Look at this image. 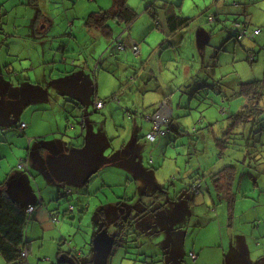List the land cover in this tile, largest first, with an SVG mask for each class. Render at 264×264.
Masks as SVG:
<instances>
[{"label": "rangeland", "instance_id": "1", "mask_svg": "<svg viewBox=\"0 0 264 264\" xmlns=\"http://www.w3.org/2000/svg\"><path fill=\"white\" fill-rule=\"evenodd\" d=\"M3 1L8 4V9L17 6L15 9L18 10H11L8 15L10 22L17 20L18 15L19 21H22L21 16L25 12L20 2ZM43 1H40V5ZM127 3L137 13L129 30L124 23L112 21L113 39L102 36L101 39L87 37L85 40V35L81 34L85 19L91 13L110 9L112 0H48L47 4L52 10L55 9L53 15L56 16V23L63 27V34L73 30L77 41H73L67 62H58L55 69L46 65V72L40 68L38 73L31 74L30 78L36 79L37 75L46 73L47 100L13 105L9 122L3 127L1 125L8 118L7 103L14 98L31 99L34 95L30 91L37 90V87L29 83L23 86L21 79L15 76L16 73L13 74L12 69L19 70L20 60L10 64L11 70L8 66H1L0 183H5L4 189L11 198L25 206H30L41 196L52 214H57L56 210L61 207V215H55L59 217L60 223L56 226L46 223L50 230H46L43 239L44 251L62 242L65 251L76 248L89 256L92 237L98 232L96 213L99 217L98 209L109 207L110 200L116 199L117 202L122 201L120 208L130 213L132 218L137 219L139 211L143 212L138 230L144 234L137 239V244L140 251L148 253L154 250L150 246L156 245L153 246L158 249H155V254L160 258L154 259L155 264H195L189 255L195 248L199 234L205 236L206 245H215L220 250L218 254L222 259L218 258L213 264H221L222 261L223 264H264V176L255 184L251 178L254 172L241 165L243 149L237 137L232 140L234 145L230 142L224 155L220 154L216 146V139L230 123V116L237 114L246 103L244 98L237 96L240 84L264 81V0H127ZM169 3L175 5V12L179 16L190 18L191 21L176 35L174 45L169 43L171 46L167 48V44H161L167 41L166 5ZM210 17H214L215 21L211 22ZM235 21L247 26L242 41L231 31ZM254 30H260L259 35L253 36ZM201 32L209 36L204 48L197 44V36ZM119 37L121 40L134 39L139 44V41H143L141 45L144 53L139 57L129 49L117 51L116 40ZM64 38L65 41L68 39L67 36ZM159 48L164 53L161 59ZM5 53L6 50H3L2 56ZM127 55L130 60L124 61ZM253 55L255 61L252 63L249 57ZM169 58L171 62H168ZM3 61L0 60L1 63ZM21 62L24 63V60ZM98 62L101 68L97 71L94 67ZM186 63L190 67L194 66L193 71L198 73L193 75L187 86L176 90L172 96L171 105L175 111L173 126L176 130L150 141L147 135L152 123L143 116L150 115L159 101L161 92L156 83L163 86L167 84L172 90L177 89V83L183 78L175 71L181 70ZM7 71L10 73L6 74ZM71 78L76 81L84 79L86 84L83 86L92 90L87 109L93 152L106 159L128 160L104 166L86 185L58 183L46 166L47 160L63 153L59 150L61 146L64 151L87 154L83 145L76 149L68 147L65 142L60 145L58 141L66 128L76 120H65L63 109L52 106L67 104L64 96L56 100L57 94L66 93L68 107L73 103L74 87L79 90L83 100L85 97L83 90L73 82L58 83ZM21 85L23 90L20 91L18 88ZM25 89L28 96L23 97ZM96 90L100 100L106 104V110H94ZM112 97L120 101H114ZM124 104L132 106L129 108ZM45 109L47 111L44 113ZM32 119L51 122L36 125L33 136L23 134L19 128L21 123H28L27 120ZM63 120L67 125L59 128L57 124ZM76 122L79 124V121ZM87 136L88 131L85 132L86 139ZM20 160H27L24 164L27 168H18ZM225 166L238 168L234 209H230L227 202L221 201L213 191H207L210 175ZM196 174L205 175L206 179L199 189L200 194L195 196L194 205L189 208L187 199L190 194L185 192L184 198H173L189 188L190 177ZM65 187L71 188L73 194L63 196L59 201ZM162 187L169 191L168 197L172 200L169 203L160 193ZM174 205H177V211L169 220L170 232H167L166 220L173 214ZM71 206L75 211H69ZM135 207L136 212H133ZM232 211L235 217L241 216L243 223L236 222L235 231L239 234L231 242L228 236H224V240L221 237ZM34 217L35 214L30 217V222ZM26 239L35 249L38 240ZM231 244L236 247L234 253ZM239 245L244 246L237 249ZM196 246L198 249L205 248L202 242ZM163 252L169 254L164 259L165 263L161 261ZM205 252L198 264L208 261L209 253L206 249ZM141 258L146 259L145 256ZM56 259L58 262L59 259ZM0 264H5L2 258Z\"/></svg>", "mask_w": 264, "mask_h": 264}, {"label": "crops", "instance_id": "2", "mask_svg": "<svg viewBox=\"0 0 264 264\" xmlns=\"http://www.w3.org/2000/svg\"><path fill=\"white\" fill-rule=\"evenodd\" d=\"M40 1L41 0H26V1L18 0V2H20L19 4L24 9L25 15L21 16L22 21H19V15H18L17 20H15L11 23L8 15L10 14L11 10H18V9H15L17 6L13 5V6H11V8L8 9V4L5 1L1 2V0H0V60L4 59V61L2 63L0 62V70H1V66H3V65H5L6 67L8 66L9 69L10 68L12 69V67H10L11 66L10 64H12L13 62H15L17 60H20L19 61L20 64H19V68H18L19 70L17 71V70L12 69L14 72L11 71V74H12V72H13V74L16 73L15 76L17 75V77L21 79L23 86L28 85V83H29V85L31 84L32 86H36L37 90L30 91V93L33 95L38 90H42L44 88H47L46 87L47 81H46V73L44 74V72L42 73L43 74L42 76L37 75L36 79L30 78L31 74H33V72L38 73V71H40L39 70L40 68H42L41 70H44L45 69L44 66H46V65H47V67L51 66L53 69H55V64H57L58 62H61V61L67 62V56L73 48L72 47L73 41H77V37L73 34V30H71L69 33L67 31V33L63 34V27L61 26V24L58 25L56 23V16L53 15L55 12V9L52 10L50 5L47 4L48 0H44L42 5H40ZM13 2H14V0H13ZM157 22L158 21H156V23ZM12 25H13V28H12ZM159 26H161V25L159 24ZM70 27L71 28L73 27V23L70 24ZM82 30H83V32H81V34L85 35V36L83 35L85 37V40L87 39V37L99 38V39H101V37H102L100 35V33L96 32V31L86 32L87 30H86L85 26L82 27ZM163 32H165V31L163 30ZM167 33H166L167 34L166 35L167 41L164 40V42L161 44V46L162 45L164 46V44L165 45L167 44L168 47L167 46L166 47L170 48L171 44L174 45L173 43L175 42V39L177 37L176 35L179 33V31L176 34L171 35L170 31L168 29V26H167ZM65 36H67V38H68L66 41H65L66 38H64ZM130 40H132L133 42H135L139 45L140 54L138 56L140 57L144 53V49L141 45L143 43V41L142 42L139 41L140 42V44H139L134 39L130 38ZM169 43H171V44H169ZM162 48H159V50H158L159 51L158 54H161L160 59L164 54L162 52L163 51ZM128 49L131 51L129 45H127L125 50H122V51H126ZM3 50H6V53L4 54V56H2ZM52 58H53V60L51 62L50 60ZM58 59L60 61H58ZM126 59L130 60V56L129 55L125 56L124 61ZM193 59H195V57H193ZM23 60H24V63L21 62ZM46 60H49L48 64L46 63ZM167 60H170L168 62L172 61V59H170V58ZM167 60H166V62H167ZM167 63H165L164 65H166ZM188 63L184 64L181 67V70L176 69V71H175V73L178 74V76H182L181 78H183V79H181L182 82L180 80L177 83L178 87H177V89L174 88L175 91H174V89L172 90L167 84L163 86L159 83H156L158 91H160L161 93L158 96L159 101L157 102V104L154 105V107L156 105H158L160 102L166 100L172 109V113L175 114L174 108L171 105V104H173V103H171L173 101L172 96H174L176 90H178V89L181 90V89H183V87H185V85L187 86V84H189L192 81L193 75L195 73H198V72H194L193 71L194 66L190 67V64H188ZM187 64H188V66H186ZM97 65H98V63L95 65L96 67H94V70L98 71L100 69V67L97 69ZM28 66H30V67L28 68ZM160 68H161V66H160ZM97 71H96V73H97ZM5 73L8 74V73H10V71H7ZM103 73H101V74L103 75ZM78 81L81 84H86L84 82V79H80ZM155 81L157 82V80H155ZM27 88H28V86H27ZM12 89L14 90L16 88H12ZM18 89L20 91L23 90L22 85ZM73 90H74V93L72 95L73 101L83 99L79 95V90H77L75 87L72 89V91ZM26 92L27 91L25 89V92H24L25 94H23V97L28 96V94ZM91 93H92V91H91ZM121 95L123 96V94H121ZM130 95H132V94H130ZM61 96H64L66 98V103L69 104L68 100H67L68 97H67L66 93H63V95L57 94L56 100H57V98L61 99ZM104 97H106V96H104ZM100 99L101 98L99 97L98 91L96 90V93H94V104H93L94 110L96 109L95 103L100 102L101 101ZM8 100H11V98ZM119 101L120 100H118V102ZM67 104H52V106H59L61 109H63V113L65 114V116L63 114L62 115L65 118V120L66 119L69 120V112L71 111V109L73 107V105L68 107ZM1 105H2V103L0 102V107H1ZM124 105L128 106V107L132 106V104H124ZM144 105H146V104H144ZM151 106H153V105L151 104ZM154 107H153V110H151L152 112L154 111ZM105 108H106V104H103V107L101 109L106 110ZM108 108H109V106L107 107V110H108ZM53 109L54 108H51V110H53ZM101 109H99V110H101ZM46 111H47V109H45L44 113ZM67 111H68V113H67ZM1 114L2 113H1V108H0V115ZM74 114H76V113H74ZM143 118H146V116H143ZM55 119H56V117H55ZM65 120H63V122H61V123H58L57 126H59V128H63V126L65 125ZM27 121H28V123L24 122V121H23V123H21V124H26L25 130L21 131V132L25 135L29 134L31 136L35 135L34 129H35L36 125L48 124L51 122V120H49L46 123L42 119L41 120L32 119L30 121L29 120H27ZM66 125H67V123H66ZM66 125H65V127H66ZM64 130H65V128L63 129V131ZM63 131L62 132L60 131V134H63ZM76 133H79V131ZM64 134H70L71 135V134H74V132H68V131L66 132L65 131ZM34 137H36V136H34ZM58 141L60 142L59 143L60 145H62L63 142H65V143L69 142V140L66 137H64L63 135L60 136ZM84 142H85L84 138H81L79 140L80 146H82V143H84ZM61 147L62 148L59 150L64 153L65 149L63 148V146H61ZM28 159H30V157H28ZM26 162H27V160H20L19 165L21 163L25 164ZM18 168H20V167H18ZM24 168H27V167L24 166L21 169H24ZM203 176H205V175H203ZM236 179L237 178L235 177L234 181L231 183V190H234V188H235L234 186H235ZM204 181L202 182V185H204ZM62 190H65V189H62ZM110 201H111V203H110L109 207L103 206V207H105L104 209H98V211H97V212H100L101 210H103V215H102L103 216L102 218L104 219L103 222H100V220L97 216L98 214L96 213V218L98 219L97 220L98 221V227H97L98 232H100L99 229L101 230L104 224H109V223H112L116 220H119V218L123 215L119 211L120 204L122 203V201L117 202L116 199L114 201L113 200H110ZM225 202H227V201H225ZM235 202H236V195H235V200H234V206H235ZM30 206H35V210L31 214V216H33L35 214V217L31 222L29 221V223L27 225L26 237L31 238L32 240L37 239L38 242H37L36 248L32 249V243L27 239V241H28V249H26L27 250V258H26L27 264H46V263L48 264L49 262L50 263H57L56 258H59V244L60 243L57 244L54 248H50V250H48V251H44L42 248L45 244V241L43 240L46 237L45 232H46V230H50L48 228L47 224L50 222V225L52 224V225L56 226L58 224V222L52 221L51 216L54 214H52L53 212L47 208V206L44 203V199L41 196L39 197V200L34 201V203L31 204ZM60 209H61V207H59L56 210V212H58L57 213L58 215L59 214L61 215V213H59ZM233 209H234V207H233ZM73 211H75V210H73ZM125 213H126V211L124 210V214ZM57 214H55V215H57ZM55 217H57V216H55ZM62 217H64V215H62ZM237 221H239L240 223H243L241 216L235 217L233 215V211H232V215L231 214L229 215L227 223H226V225H227L226 230L225 231L223 230V233H222L223 236L221 237V238H223L222 240H224V236H226V237L228 236L227 238H230L231 242L235 240V236L237 237L239 234L237 231H235V226H236L235 224ZM59 223H60V219H59ZM38 229H39V231H38ZM221 231H222V228L220 229V232ZM32 232H33V234H32ZM241 233H243V232L241 231ZM41 240H42V242H41ZM198 242H202L203 245L205 246V248L201 247L198 249L196 246V244ZM205 242H206L205 236L202 234H199V236L196 240V243H195V248L192 249V251H190V254L194 253L197 256L196 260H193L195 262V264H198L200 262V260L202 258H204V255H205L204 253H206L205 249L209 253V255H208L209 258H208V261L207 262L205 261L204 264H213L214 261H216L218 258L222 259L221 256L218 254V253H220L219 252L220 250H217V247L215 248V245H206ZM39 243L41 244V247H39ZM160 244L163 245L162 242ZM243 244H244V242H243ZM231 245H232L231 246L232 251L234 253V249H236V247L233 244H231ZM153 246H156V245L150 246V249L153 248L154 250L151 253L147 252L149 256L156 255L155 249L158 251V249L156 247H153ZM242 246H244V245H239L237 247V249L242 248ZM126 251L127 250H125V249H118L115 252L113 260H112V262H110V264H134L132 261L126 259V258L129 259L130 257H133L131 255H126V253H127ZM89 252H91L90 255L86 257L87 259H84L85 264H89L88 261L91 262L94 258L95 252L91 251V249H89ZM223 258H225V256H223ZM135 264H140V263H135ZM221 264H223V261L221 262Z\"/></svg>", "mask_w": 264, "mask_h": 264}, {"label": "trees", "instance_id": "3", "mask_svg": "<svg viewBox=\"0 0 264 264\" xmlns=\"http://www.w3.org/2000/svg\"><path fill=\"white\" fill-rule=\"evenodd\" d=\"M174 7V4L169 3L166 5V22L171 35H174L178 31L186 28L191 21L190 18L179 16L175 12ZM153 17L155 18V14H153ZM136 18L137 13L128 5L127 0H112V7L110 9L99 10L88 15V17L85 19L84 26L89 32L96 31L100 33L101 36H105L107 39H113L114 35L111 27L112 21L118 22L119 24L124 23L127 26V30H129ZM116 43L117 51H122L118 48L119 44L122 45L123 50H125L127 45H129L132 51L133 41L130 40V38L121 40V38L119 37L117 38ZM254 61L255 60H253L252 63ZM99 67L101 68V64L98 62L97 69ZM239 88L240 89L237 96L244 98L246 100V103L237 114H232L230 116V123L221 133L219 138L216 139V146L218 147L220 154L224 155L225 151L229 148L230 142H232V140L237 137V140L239 142H242V144L240 143L242 145L240 146V148L243 149V158L241 161V165L244 164L243 166L248 167L251 172H254V175L252 174L251 178L255 181V184H257V180L261 176H264V105L262 104V101L264 100V81L241 83ZM111 99L118 98L112 97ZM78 101H80L82 104L83 99H79ZM100 102L105 104L104 101ZM156 107L157 105L154 107V111L156 110ZM173 124L174 120L172 118L169 131L176 130ZM19 128L21 131L25 130H22L21 127ZM232 145H234L233 142ZM237 173L238 168L236 166H225L219 169L218 171L210 175L211 181L209 182L207 189V191H213L215 194H217L221 201H227L230 209L234 207V200L236 195L234 193V190H231V183L234 181ZM204 178L205 176H201L198 174L191 176V184L189 188H187L188 190L185 189L181 191L176 195L177 198L173 199L176 200L180 196L184 198L186 192L190 194L189 199L187 200L188 207L191 208L194 205L195 199L192 187L198 184L199 181L203 182ZM4 184V182L0 183V258L3 259L5 264H27V256H23V251L28 249L26 229L30 221L31 214L34 212L35 208L33 212L29 214L27 210L30 206H25L11 198L4 189ZM67 189L65 187L64 192L58 199L59 201L63 196L65 197L73 194V190L71 188H69L72 191L70 194L66 192ZM161 189L162 191H160V193L162 197L166 201L167 199L169 201H172L168 197V189L165 187H162ZM165 190L168 192V194L165 193ZM148 196L151 197L152 195ZM133 212H136V207ZM141 214H143V212L136 215V217L138 218L135 219L132 218L130 213H125L119 218V220H116L109 224H104L102 229H108L109 232L115 230L114 233L116 234V242L113 248V257L118 249H125L127 250L126 255L133 256L129 259H126L132 261L134 264H155L154 259H158L160 258V256L157 254L149 256L147 252L140 251L139 245L136 241L144 234V232L140 233L138 230L140 228L138 224L140 223ZM102 215L103 210L99 212L98 218L100 222H103L104 220L102 218ZM101 230L99 229V231ZM114 233L111 234L114 235ZM62 246L63 244L62 242H60L59 258L63 253H67V251H65ZM68 253L73 256L76 264H85L84 259L86 258H83L81 256L79 257L78 255L70 252ZM168 255V253H162L161 261L164 262V259L167 258ZM142 256H145L146 259L143 260V258H141ZM189 257L191 258V260H193L191 254L189 255ZM151 258L153 260L149 261ZM147 261H149V263H147ZM88 263L92 264V261H88ZM51 264L61 263H59L58 260L57 263Z\"/></svg>", "mask_w": 264, "mask_h": 264}, {"label": "water", "instance_id": "4", "mask_svg": "<svg viewBox=\"0 0 264 264\" xmlns=\"http://www.w3.org/2000/svg\"><path fill=\"white\" fill-rule=\"evenodd\" d=\"M209 41V36L203 32L199 33L197 36V44L200 48H204ZM65 81L73 82L76 87L83 90L84 100L82 104L78 100H74L72 109L69 112V119H75L79 121V124L75 121L74 124H71L66 128V132H74V134H63L69 142H67L68 147H73L80 149L79 140L81 138L86 139L85 132L88 131L87 139L83 146L87 149V154L81 155L79 153H72L65 151L59 156L53 157L46 162L47 169L52 174L53 178L58 183H69L75 185H86L89 182V179L97 173L101 168L106 165L116 163L123 159H106L97 156L92 150V131L89 125V114H88V100L91 95V88L88 86H83L81 83L75 79H65L60 80L58 83H63ZM47 100V88L38 90L31 99L24 100H13L7 103L8 118L1 125L3 127L9 122L10 119V108L20 102L26 103H41ZM76 113V114H74ZM79 133H76L78 132ZM64 143V142H63ZM128 161V160H126ZM1 194V189H0ZM168 194V192H166ZM174 212L166 220L167 232H170L169 220L173 218L177 211V205H174ZM121 214L124 215V210H121ZM115 230L109 232L108 229H102L95 236L92 237L91 241V251L95 252L92 264H110L113 260V248L115 245ZM111 233H114L111 234ZM136 240V239H135ZM137 241V240H136ZM172 243V241H171ZM68 252L78 255L79 257L86 258L87 256L83 254L81 250H76V248H70L67 253H63L59 258V263L61 264H76L75 259ZM171 255V253H170ZM82 259V258H81ZM87 259V258H86Z\"/></svg>", "mask_w": 264, "mask_h": 264}, {"label": "built area", "instance_id": "5", "mask_svg": "<svg viewBox=\"0 0 264 264\" xmlns=\"http://www.w3.org/2000/svg\"><path fill=\"white\" fill-rule=\"evenodd\" d=\"M209 20L212 22L215 20L214 17H210ZM159 25V24H158ZM246 30H247V26L245 24H241L240 22H234V25L232 27V33L234 34V36L242 41L245 36H246ZM260 30H254L253 32V36H257L259 35ZM118 48L120 50H123V47L121 44H119ZM132 52L138 56L140 54V48L139 45L136 43H132ZM250 62H252L254 60L253 56L249 57ZM114 101H117V99H113ZM103 107V103L102 102H96L95 103V108L96 110H99ZM173 118V113H172V109L169 105V103L164 100L162 102H160L157 107L156 110L151 113L150 115L146 116V119L148 121H150L152 123V128L150 133L147 135V139L150 141H154L156 140V138L158 137H164L167 135V133L169 132V127L171 124ZM21 129L24 130L26 128V124H21ZM24 164H20L19 167L23 168ZM202 185V181H199L198 184L195 185L194 190L198 191L200 189ZM68 194H70L72 191L71 189H67L66 191ZM34 206H30L27 210V212L29 214H31L34 210ZM73 210V206H71L69 208V211ZM51 219L53 222H59V219L55 216H51ZM23 256L26 257L27 256V250L23 251ZM191 257L193 260H196L197 256L194 253H191Z\"/></svg>", "mask_w": 264, "mask_h": 264}, {"label": "flooded vegetation", "instance_id": "6", "mask_svg": "<svg viewBox=\"0 0 264 264\" xmlns=\"http://www.w3.org/2000/svg\"><path fill=\"white\" fill-rule=\"evenodd\" d=\"M15 100V99H14ZM194 188H195V186H193L192 187V191L194 192V196H196V195H198V194H200V192H199V190L198 191H196V190H194ZM155 195V194H154ZM154 197V196H153ZM188 199H189V197H188ZM167 202H170L168 199H167ZM121 208H119V211L121 212V210H123V209H121ZM139 213H141L140 211H139ZM138 213V214H139ZM142 216L144 215V214H141ZM174 261H175V259H174Z\"/></svg>", "mask_w": 264, "mask_h": 264}]
</instances>
